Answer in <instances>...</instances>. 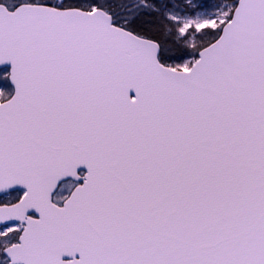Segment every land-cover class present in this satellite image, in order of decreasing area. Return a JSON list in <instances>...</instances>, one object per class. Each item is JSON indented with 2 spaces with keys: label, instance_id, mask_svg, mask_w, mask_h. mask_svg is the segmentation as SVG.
Instances as JSON below:
<instances>
[{
  "label": "snow or ice",
  "instance_id": "obj_1",
  "mask_svg": "<svg viewBox=\"0 0 264 264\" xmlns=\"http://www.w3.org/2000/svg\"><path fill=\"white\" fill-rule=\"evenodd\" d=\"M0 264H264V0H0Z\"/></svg>",
  "mask_w": 264,
  "mask_h": 264
},
{
  "label": "water",
  "instance_id": "obj_2",
  "mask_svg": "<svg viewBox=\"0 0 264 264\" xmlns=\"http://www.w3.org/2000/svg\"><path fill=\"white\" fill-rule=\"evenodd\" d=\"M3 68V66H0V69H2Z\"/></svg>",
  "mask_w": 264,
  "mask_h": 264
}]
</instances>
